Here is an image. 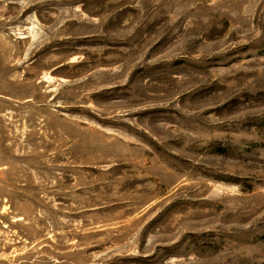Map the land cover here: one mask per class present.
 <instances>
[{
  "label": "rangeland",
  "instance_id": "374dc122",
  "mask_svg": "<svg viewBox=\"0 0 264 264\" xmlns=\"http://www.w3.org/2000/svg\"><path fill=\"white\" fill-rule=\"evenodd\" d=\"M0 264H264V0H0Z\"/></svg>",
  "mask_w": 264,
  "mask_h": 264
}]
</instances>
